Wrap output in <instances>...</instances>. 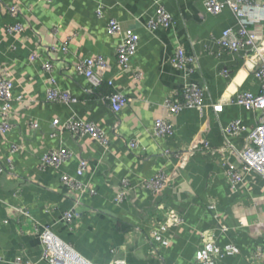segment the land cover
<instances>
[{"label": "crops", "instance_id": "1", "mask_svg": "<svg viewBox=\"0 0 264 264\" xmlns=\"http://www.w3.org/2000/svg\"><path fill=\"white\" fill-rule=\"evenodd\" d=\"M205 1L0 0V72L14 83L6 118L0 101V120L11 126L0 132V165L5 169L0 173V264H16L19 257L50 264L42 259L37 224L49 226L94 264H199L194 258L206 236H214L222 248L230 243L239 248L216 264H264L254 257L264 247V179L245 173L243 183L231 185L227 163L239 160L228 151L224 133L233 121L242 122L244 129L230 142L240 151L262 115V110L231 101L243 92L260 94L255 69L261 60L225 48L223 32L239 29V21L230 8L209 13ZM100 5L105 7L102 18L96 12ZM159 5L175 23L151 29ZM109 17L140 37L129 70L117 57L125 33L108 34ZM16 23L22 30L10 33L9 26ZM179 47L197 57L190 70L173 63ZM90 57L105 61L98 71L100 84L76 69ZM46 63L52 64L51 71L45 70ZM190 84L202 87L204 111L172 114L167 100ZM49 88L68 91L72 100L48 99ZM113 93L131 98L118 114L108 99ZM218 102L225 105L217 114L212 105ZM71 118L98 125L108 146L60 131ZM55 119L60 120L58 127ZM158 119L171 124L172 136L156 133ZM131 140L138 141L135 149ZM13 144L21 147L15 154ZM60 147L73 157L59 168L41 169L42 157ZM80 159L88 163L83 176L77 173ZM162 171L172 186L154 195L145 182ZM65 173L77 177L84 189L63 182ZM125 189L124 199L117 201ZM71 210L74 229L64 222ZM164 225L167 230L156 241L151 232Z\"/></svg>", "mask_w": 264, "mask_h": 264}, {"label": "built area", "instance_id": "2", "mask_svg": "<svg viewBox=\"0 0 264 264\" xmlns=\"http://www.w3.org/2000/svg\"><path fill=\"white\" fill-rule=\"evenodd\" d=\"M50 1V0H38ZM206 9L209 13L218 14L225 8H230L234 15L237 17L240 28L234 30L228 28L223 32L220 42L231 52L243 53L247 58H258L261 60L259 67L255 69V74L261 82V92L255 96L250 92H243L238 95L232 102H238L249 109L262 110V115L259 117L257 124L248 136L245 146L242 150L238 151L230 142L231 139L237 136L243 129V124L240 120L233 121L230 125L225 127L224 133L227 140L228 151L233 150L238 156L239 164L237 162H228L226 168V175L232 186L243 183L246 179L245 173H256L264 179V3H259L256 0H206ZM12 12H16V7H10ZM97 15L105 17V7L100 5L97 8ZM252 12V13H251ZM256 12V14H253ZM156 19H152L149 23V28L157 29L160 26L171 27L174 22L173 15L163 6L159 5L156 11ZM261 14V16H258ZM22 30V25L16 23L9 26L10 33H17ZM107 32L110 35H121L125 33L122 42L117 46L118 62L125 70H129L132 66L133 59L138 51L140 37L138 33L132 29H125L121 22L114 18L109 17L107 20ZM37 57V54L32 55V60ZM195 55L188 54L183 47H179L176 51L173 63L175 66L190 70V65L196 62ZM105 66V61L101 57H90L83 59L76 64L78 73L94 84H100L102 78L99 76L98 71ZM45 70L51 71L53 66L51 63L44 65ZM227 70L225 71V74ZM111 84L112 81H109ZM13 80L7 77L3 72H0V101L4 102L3 117H7L10 112V103L14 99L13 95ZM48 99L58 100L61 102H69L72 100L71 94L68 91L60 90L57 88H49ZM111 107L115 113H120L122 107L131 101V98L123 93H113L108 96ZM167 107L172 114H177L184 109H197L199 112L204 111L203 103V89L197 84H190L185 86L182 93L176 95L173 99L167 100ZM224 103L218 102L212 105L215 113H221L224 109ZM54 126L60 125V120L55 119ZM33 127L38 124L31 122ZM11 129L8 120H0V132L6 133ZM69 131L75 136H89L99 143L108 146V137L106 133L98 125L90 121H83L76 118H71L63 122L60 126V131ZM155 131L158 135L167 136L173 135V127L164 119H158L155 122ZM204 146L208 147L206 141H202ZM131 149L138 146L137 140L129 142ZM21 147L17 144L11 145V153H17ZM227 149V148H224ZM73 157V153L65 148L60 147L46 153L41 161L39 167L43 170L48 167L59 168L64 163ZM88 168V163L85 159H80L78 167V175L83 176ZM5 169L0 165V173ZM62 181L74 187L75 189H84L83 183L77 178L68 174H63ZM146 186L152 189L154 195H161L167 189L171 188V179L165 172H157L154 177L148 179ZM125 186L129 183L125 182ZM94 194L96 190L91 189ZM127 194V190H122L117 197V201H122ZM25 213V212H24ZM27 213V212H26ZM75 211H67L64 215V222L71 229H74ZM172 219L175 222H180V218L176 214H172ZM38 232L40 233L41 242L43 245L42 259L50 264H94L77 250L72 245L59 238L49 226L38 225ZM167 227L164 225L162 229L152 230L154 239L159 240L158 233L165 232ZM239 253V248L235 244H227L222 248L214 236H206L205 246L199 250L194 258L195 262L199 264H216L220 259L227 255H234ZM256 259L264 260V247H260L254 256ZM1 260V257H0ZM16 264H36L30 260L23 258H16Z\"/></svg>", "mask_w": 264, "mask_h": 264}]
</instances>
